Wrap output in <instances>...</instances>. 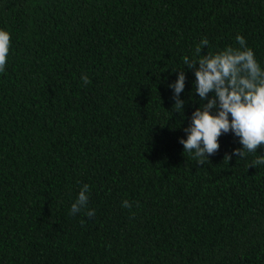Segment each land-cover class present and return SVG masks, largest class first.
<instances>
[{"label":"trees","instance_id":"16d2710c","mask_svg":"<svg viewBox=\"0 0 264 264\" xmlns=\"http://www.w3.org/2000/svg\"><path fill=\"white\" fill-rule=\"evenodd\" d=\"M0 30V264H264V147L179 143L207 102L183 57L241 35L264 69V0H0Z\"/></svg>","mask_w":264,"mask_h":264},{"label":"clouds","instance_id":"9594fccd","mask_svg":"<svg viewBox=\"0 0 264 264\" xmlns=\"http://www.w3.org/2000/svg\"><path fill=\"white\" fill-rule=\"evenodd\" d=\"M239 48L231 46L216 53L202 55L209 41L202 38L195 47L194 57L185 55L183 65L194 70L195 93L201 101H207L195 109L191 123L184 129L186 139H180L184 152L194 154L198 164L209 162L208 157L219 150V138L231 131L242 145L234 149L232 155L243 159L248 153H254L258 147H264V69L258 63L255 53L248 47L243 36L237 35ZM11 47L10 33L0 30V73L5 71L8 53ZM185 73L180 70L175 82L169 87L174 90V110L183 113L184 101L179 94L185 88ZM84 84L90 83L87 75H82ZM214 94L211 98L209 94ZM215 109V114H213ZM227 161L231 155H225ZM264 165V156H258L249 166ZM90 189L84 184L72 203L70 214L75 215L86 208ZM127 200L122 207L131 208ZM95 217L94 209L86 212Z\"/></svg>","mask_w":264,"mask_h":264}]
</instances>
